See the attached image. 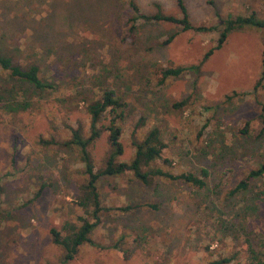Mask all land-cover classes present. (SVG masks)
Here are the masks:
<instances>
[{
    "label": "rangeland",
    "instance_id": "obj_1",
    "mask_svg": "<svg viewBox=\"0 0 264 264\" xmlns=\"http://www.w3.org/2000/svg\"><path fill=\"white\" fill-rule=\"evenodd\" d=\"M44 1L0 0L1 48L32 51L36 40L30 28L48 16ZM125 1L117 0L110 17L76 21L70 34L79 55L70 68L79 70H70V77L82 72L76 88L93 92L108 88L121 98L126 119L119 161L131 158V139L139 140L150 126H158L167 144L163 156L171 166L156 165L174 174L205 169L207 190L168 182L143 187L130 175L100 179V223L90 239L107 248L82 245L71 261L63 263L49 230L60 231L62 223L74 224L77 216L84 215L74 202L85 175L75 150L44 147L38 140H65L67 126L74 127L77 120L86 131L88 120L80 104L75 109L58 103L57 93L33 97L26 111L0 109V264H207L230 253H236L238 263L248 264L243 239L231 240L234 231L248 234L253 246L264 235V177L253 181L244 194L227 196L249 170L264 163V129L259 119L264 107L262 31H232L196 74L185 72L159 85L156 67L197 65L215 46L217 31L196 33L167 23H138L135 42L130 44L124 40ZM134 1L144 14H153L155 6L163 14H178L175 0ZM182 3L192 25L219 29L218 22L228 17L253 14L264 19V0ZM172 34L170 42L162 45ZM181 100L185 101L182 108H172ZM139 117L146 119L145 125L134 129ZM203 124L206 127L197 141ZM209 142L217 145L208 146ZM107 150L102 133L88 148L94 171L102 166ZM40 184L46 187L32 200ZM133 204L141 207L126 213L117 210ZM145 204H155L157 209H147Z\"/></svg>",
    "mask_w": 264,
    "mask_h": 264
},
{
    "label": "trees",
    "instance_id": "obj_2",
    "mask_svg": "<svg viewBox=\"0 0 264 264\" xmlns=\"http://www.w3.org/2000/svg\"><path fill=\"white\" fill-rule=\"evenodd\" d=\"M178 10L177 15L163 14L155 6L153 14H144L140 11L134 0H126L124 4V40L132 44L135 42V29L138 23L157 24L167 23L176 25L180 31H193L196 33H206L217 31L215 46L206 51L197 65L186 67H156L154 75L159 85L169 78L180 77L185 72L196 74L199 66L204 62L213 51L218 50L224 43L227 35L234 30L243 28H253L262 31V51L260 63V78L264 77V19H259L253 14L247 16L228 17L218 22L217 27L208 25H192L189 22L186 9L182 0H175ZM117 7V0H45L44 8L46 15L42 19V24L35 23L30 28L31 35L36 41L32 43V51L21 50L15 46L0 47V109L9 113L26 111L31 106L33 97L42 99V95L57 93L61 98L56 99L58 103H64L77 109L78 104L88 120L86 131L83 130L79 121H75L74 127L67 126L68 138L65 140L39 139L38 144L44 147L71 148L77 152L79 162L83 166L82 173L85 180L78 185V195L75 204L82 214L76 217L74 224L64 222L60 231L54 228L49 230L51 242L62 251L63 263L71 261L82 245H89L96 249H106L107 247L94 243L90 239V234L100 223L99 213L101 206L97 192V183L100 179L119 178L130 175L134 183L148 187L153 182L178 183L189 187L195 191L207 190V172L205 169L198 171H185L174 174L156 165L158 162L162 166H171V162L163 156L167 149V144L163 140V133L158 126H150L141 139H131L133 153L128 161L118 159L124 152L121 143V135L125 124L126 114L121 98L116 95L114 90L108 88L98 89L93 92L85 91L84 87L76 88V79H79L82 72H78L70 77V70L78 71L77 68H70V64L75 65L73 57H78L76 46L70 34L78 19L83 21H95L101 16L110 17ZM58 23V24H57ZM21 34V33H20ZM173 38L170 35L161 44L165 45ZM13 52L19 56L15 58ZM76 53V54H75ZM71 80V83H70ZM231 96H238L232 93ZM225 100H230V96H225ZM185 101L181 100L172 104V108L180 109ZM208 109V108H206ZM264 107L259 115L260 123L264 129ZM107 119V120H106ZM106 120V121H105ZM145 118L139 117L136 120L134 129L142 128L145 125ZM105 121V122H104ZM244 129L240 131L244 134ZM196 133V140H200L203 129ZM102 133L106 134L108 150L102 162V166L94 171L88 148L93 144ZM214 147L217 144L210 143L208 146ZM264 177V163L249 170L246 175L237 182L234 187L227 192L228 197H235L248 191L250 184ZM46 186L40 184L33 195V199L41 196ZM147 209H157L155 204L143 205ZM140 205H126L117 208L120 212L126 213L137 209ZM230 227L235 224L229 221ZM231 240L243 239L245 251L248 254V264H264V235L256 246L250 241L248 234L240 236L236 231ZM118 248V244L114 245ZM240 264L237 262L236 253H230L228 257L212 260L207 264Z\"/></svg>",
    "mask_w": 264,
    "mask_h": 264
}]
</instances>
